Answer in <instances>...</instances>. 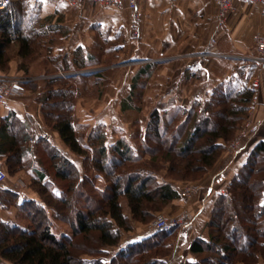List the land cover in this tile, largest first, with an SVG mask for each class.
<instances>
[{
    "label": "trees",
    "instance_id": "obj_1",
    "mask_svg": "<svg viewBox=\"0 0 264 264\" xmlns=\"http://www.w3.org/2000/svg\"><path fill=\"white\" fill-rule=\"evenodd\" d=\"M41 12L26 1H13L0 10V72H8L13 46L17 56L26 61L42 44L40 38L60 34L61 24ZM13 34L16 39L11 46ZM74 53L72 60L66 53L52 54L60 71L81 69L93 61V57H84L83 48ZM27 64L20 67L29 73ZM249 78L247 71L239 68L214 89L209 100L179 107L173 113L154 111L136 151L124 137L107 145L104 130L79 137L74 124L73 85L60 78L47 79L42 103L46 123L72 153L85 158L86 174L52 147L40 154L42 171L34 178V185L45 206L34 201L23 205V210L32 208L27 212L30 229L0 225V264H168L177 228L128 241L113 253L107 248L120 244L122 232L132 229V218L147 222V217L180 198L173 181L199 179L215 166L224 144L248 115L253 99ZM59 84L62 87L55 89ZM61 107L62 112L58 111ZM29 137L14 114L0 125V154L8 156L10 174L23 168L22 152ZM158 163L168 164L165 179ZM5 202L6 206L16 205L17 197L10 194ZM125 205L131 217L124 211ZM50 210L55 214L53 220ZM54 220L68 224L72 234H54ZM209 235L208 240L192 242L194 260L185 264H255L264 260V142L251 151L230 182L228 193L215 201ZM89 241L93 247L82 249L80 243Z\"/></svg>",
    "mask_w": 264,
    "mask_h": 264
},
{
    "label": "crops",
    "instance_id": "obj_2",
    "mask_svg": "<svg viewBox=\"0 0 264 264\" xmlns=\"http://www.w3.org/2000/svg\"><path fill=\"white\" fill-rule=\"evenodd\" d=\"M175 2L181 8L177 13L182 14L180 17L185 21L190 18V10H198L199 17L193 18V20L200 19V21L207 24L208 34L207 36L205 34L203 39L206 43L193 47L189 45L173 46L168 43L170 40L165 38L162 39L164 43L150 49L134 45V48H129L128 56H138V58L125 63L123 61L118 62L113 66L121 68L116 80H119L125 74L127 76L129 82L126 88L127 97L142 98L146 105L150 104L149 113L154 111L173 113L179 107H190L196 101L205 102L209 100L214 89L230 80L239 68L250 74L249 69L244 67V63L253 54L254 37L263 31L260 5L236 2L234 10L228 15L224 29L215 37V43L210 44L212 31L210 33L209 30L214 24L216 12L213 0H175ZM92 7L96 6L84 5L80 8L81 10H77L78 13L68 7L69 10L65 11L46 9L43 16H49L53 19V23L59 24L62 23L57 22L58 19L64 17L66 19L80 18L87 20L90 12H87L86 9ZM112 10L118 15L124 14L126 11ZM118 17L114 21L120 23L121 18ZM131 20L132 15L126 23L128 29ZM83 50L86 59L89 56L94 57L90 54L91 49L85 48ZM55 52L56 54L64 53V49H58ZM96 65L98 63L93 60L88 62L84 68H77V74H73V78L76 80L86 78L102 80L101 74L103 73L100 70L89 73L81 72L85 71L87 67ZM30 71H32V74L28 75L29 79L24 80L27 91L22 96L12 97L7 106L0 105V125L4 119L14 114L30 135L22 152L23 168L14 174L9 172L8 156L0 154V162L9 174L7 181L0 184V225L3 223L13 224L20 209H23V205L28 201L38 202L45 206L37 191H34L29 185L24 186L23 179L27 181V179L35 178L42 171L39 156L47 150L46 148L52 147L72 160L82 174L85 170V158L70 151L59 134L47 125L42 113V103L46 92L45 89L42 90L43 81L45 82L47 78H51L52 74L46 76L47 70L44 68L41 71L30 68ZM59 72L61 71L59 70ZM23 74V71H18L17 63L14 61L10 71L0 72V77L21 79ZM136 79L137 84L134 86ZM250 79L251 77L247 82L248 86ZM30 82H33V84L29 85ZM251 105L254 107L252 110L254 119L260 123V132L254 141L243 143L234 157H221L212 171L201 182L194 185L173 182L180 198L168 205L165 215L168 218H184L186 223L177 230L174 252L166 259L168 264H185L194 260V256L190 252L191 244L196 239H209V222L215 201L219 195L228 193L230 182L246 163L253 148L259 142H264V81ZM126 107L127 109H133L131 105ZM147 108H144V110L148 111ZM146 122L143 124L144 131L147 125ZM99 125L104 127L105 124L100 122ZM108 140L107 138L106 144L112 145L118 139L116 141L110 140L109 143ZM89 157L92 159L93 153L90 152ZM188 187H194L191 199L182 197L183 192ZM10 194L17 197V204L6 206L5 200L8 199ZM149 234L151 233L148 231V233L139 235L130 239V241Z\"/></svg>",
    "mask_w": 264,
    "mask_h": 264
},
{
    "label": "rangeland",
    "instance_id": "obj_3",
    "mask_svg": "<svg viewBox=\"0 0 264 264\" xmlns=\"http://www.w3.org/2000/svg\"><path fill=\"white\" fill-rule=\"evenodd\" d=\"M13 1H15V3L26 1L31 8H38V11H42L41 15H44L43 13L46 9L69 10L66 6H54V4L48 3L45 0L43 3H41L40 0ZM139 3V12L142 14L143 21L141 34L137 39L131 38V29H128V24H126L130 16L133 14L131 11L126 10L124 14L118 15L110 8L96 6L86 9L87 12H90L89 19L87 20L80 18H59L57 22H61V27H63L60 34H57L55 37L53 34H49L46 38H40L39 40L42 44L40 47L33 50V53L26 60L27 62L23 58L17 56L16 47L13 46L15 43L12 42L11 46H13V48L10 51L13 60L10 63L8 70L10 71L12 63L15 61L17 63L18 71L20 70L24 72L20 80L24 81L26 78L29 79L28 75L32 74L30 68L36 71H41V69L44 68L47 70L46 76L52 74V76H50L51 78H60L63 81L71 83L76 92L73 99V114L78 136L82 137L84 133L86 135L92 130H104L109 139L108 143L110 140L116 141L117 139L124 137L131 143V146L135 151L138 150L137 148L139 147L140 138L144 132L143 124L146 120H150L152 114L149 113L150 104H147V108V105L142 98L127 97L126 88L129 83L127 81V76H125V74L122 77L120 76L121 78L119 80H116L121 68L113 66L118 62L123 61L125 63L138 58V56H128L129 48L131 49L135 46L140 48L148 47L149 49L152 47H158L160 43H164L162 42V39L165 38L170 40L168 43L173 46L189 45L193 47L206 43L203 39L205 34L206 36L208 34L207 24L200 21V19L193 20V18L199 17L197 9L190 10V18L185 21L180 17L182 14L177 13L181 8L176 4L175 0H140ZM79 9H72V11L77 12ZM117 15L121 18L120 23L114 21L116 17H118ZM209 31L211 33V30ZM80 47H83V49H91L90 54L94 56V62L98 63V65L87 67L85 68V71L81 72L89 73L100 70V72L103 73L101 74L102 80L98 81L94 78L76 80L73 78V74H77V68L68 73L64 71L59 72L52 54L58 55L55 51H58V49H64V53L69 54L72 57V60L75 56V50ZM58 60L63 61V58L60 57ZM24 63H28L29 73L20 67ZM254 69V66H251L248 70V72H250L249 77H252L256 73ZM43 83L45 82L43 81ZM28 84H33V82ZM24 85L26 88V83H24ZM61 87L62 86L59 84L55 89H60ZM44 89L43 85L42 90ZM127 105H131L133 109L124 110V107ZM144 108L149 110L145 111ZM58 111H64V107L59 108ZM100 122L105 124L104 127L99 125ZM256 123H258V121L254 119V112L249 109L246 119L237 129L232 139L224 144V150L220 153L218 160L223 156H227L228 158L234 157L243 143L254 141L255 137L260 132V127H258L256 131L253 130V126ZM144 159L148 160L149 157L146 156ZM158 166L161 170V176L165 179L168 173V164L158 163ZM212 169L205 174H202L199 179L193 181L180 180L173 182L194 185L195 183L204 180ZM83 173L84 175L86 174V169ZM23 181L24 186L29 185L34 191H37L36 186L34 185V178L27 179V181L26 179H23ZM193 191L194 187L186 188L182 197L191 199ZM167 208L168 206L163 210L154 213L151 218L147 217V222H141L132 218V229L128 232H122L120 244L117 247L107 248V251L110 253L119 251L120 247L130 241V239L148 233V231L149 233H153L154 221L157 215L166 216L165 211L168 210ZM31 209V207L26 208V210L20 209L13 224L18 225L23 229H30L32 223L27 212L31 211ZM124 211L131 217L126 205ZM49 217L52 220L55 218L53 210H50ZM179 227L180 226L175 228L178 230ZM52 232L58 236L71 235L72 229L68 224L54 220ZM175 242L176 240L174 241V244ZM80 245L82 249L84 248L87 250L93 247V244L90 243V241L82 244L80 243ZM84 257L88 256L84 255ZM255 264H264V260L260 259Z\"/></svg>",
    "mask_w": 264,
    "mask_h": 264
},
{
    "label": "built area",
    "instance_id": "obj_4",
    "mask_svg": "<svg viewBox=\"0 0 264 264\" xmlns=\"http://www.w3.org/2000/svg\"><path fill=\"white\" fill-rule=\"evenodd\" d=\"M54 5H65L70 9H79L84 5H95L104 8L115 9L118 11L129 10L132 14L130 23L131 38L137 39L141 34V26L143 17L139 12L140 0H45ZM13 0H0V10L3 11L12 5ZM236 2H245L260 5V13L263 18V31L257 34L253 40L252 56L245 60L244 67L250 69L251 66L255 67V74L251 77L249 89L253 93L255 100L262 82L264 81V0H213L215 6V19L212 25V38L210 44L215 43V37L225 27L228 15L234 10ZM16 35H11V40L14 42ZM24 81L20 79H5L0 77V105L7 106L12 97L22 96L26 92ZM250 111L254 109L253 105L250 106ZM260 127V123L253 126L256 131ZM9 178L8 172L3 168L0 162V184L7 181ZM184 218H168L164 215H157L154 221V231H167L169 229L185 224Z\"/></svg>",
    "mask_w": 264,
    "mask_h": 264
},
{
    "label": "snow or ice",
    "instance_id": "obj_5",
    "mask_svg": "<svg viewBox=\"0 0 264 264\" xmlns=\"http://www.w3.org/2000/svg\"><path fill=\"white\" fill-rule=\"evenodd\" d=\"M40 2H41V3H43V2H44V0H40Z\"/></svg>",
    "mask_w": 264,
    "mask_h": 264
}]
</instances>
